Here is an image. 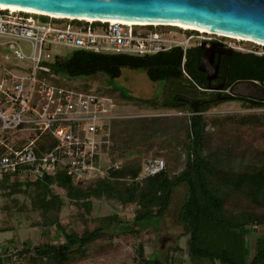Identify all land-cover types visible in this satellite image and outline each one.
Wrapping results in <instances>:
<instances>
[{"label": "trees", "instance_id": "16d2710c", "mask_svg": "<svg viewBox=\"0 0 264 264\" xmlns=\"http://www.w3.org/2000/svg\"><path fill=\"white\" fill-rule=\"evenodd\" d=\"M194 49L196 48L184 51L180 46H173L146 55L72 49L65 55L56 56L47 64L55 73L54 81L57 84L108 94L115 102L125 99L157 107L179 109L183 104L176 98L185 93L183 81H189V78L197 80L187 60L189 52ZM236 53L252 60L258 68L264 66V54ZM123 69L140 70L148 80L161 84L154 99L139 98L130 94L118 82ZM97 75L104 77L106 81L104 86L92 84V79ZM232 78L233 76L229 81ZM256 78L262 80L264 72ZM230 99L243 100L244 105L257 111L264 110V99L244 100L239 96H231ZM216 103L213 102L211 106ZM186 118L188 119L185 128L186 141L182 149L185 162L179 172L170 173L165 163L163 170L135 180L141 171L144 162L142 161L140 164L122 163L117 169L109 170L108 178L94 179L84 184L71 183L69 177L59 170L53 173L45 172L33 181H22L15 176L3 174L0 181L11 180L14 184L22 181L39 187L36 203L44 217L46 229L50 225L47 223L50 216L56 213L63 203V197L81 200L103 191L106 197L117 199L121 204L135 203L136 208L131 221L126 225H119L118 231L116 233L111 231V235L118 232L133 234L147 227L156 229L158 221L172 202L174 191L180 188L181 197L173 216L182 226V234L187 236L186 252L192 264H264V233L252 228L253 225L264 227V212H256L247 207L231 210L225 205L226 196L231 193L243 196L246 204L257 207L264 205V165L252 168L251 171L226 172L219 169L202 155L207 123L205 116L186 115ZM123 176L131 177L132 181L128 185H123L121 189L112 179ZM50 185L62 189L63 194L51 191ZM110 220L115 221L117 225L120 223L116 215L110 216ZM106 226L111 228V223ZM103 229L104 226L97 225L87 234L61 233L59 236L62 237L61 243H55L54 239L47 237V241L36 245H22L16 250V256L25 250H32L40 256L55 261L62 260L102 234ZM250 235L254 237L253 243L248 239ZM154 255L145 260V263L174 264L175 259L170 262L171 258ZM6 261H9L8 257L0 256V264Z\"/></svg>", "mask_w": 264, "mask_h": 264}, {"label": "built area", "instance_id": "2783aa9c", "mask_svg": "<svg viewBox=\"0 0 264 264\" xmlns=\"http://www.w3.org/2000/svg\"><path fill=\"white\" fill-rule=\"evenodd\" d=\"M205 39L243 52L264 53V46L251 41L174 25L128 24L0 7V177L33 181L59 170L71 183L84 184L108 178L109 170L121 164L109 155L116 102L108 94L57 84L47 64L64 55L53 51L55 47L146 55L173 46L185 49ZM240 42L252 46L243 47ZM255 83L264 88V78ZM164 167L162 158L148 157L135 180ZM17 249L0 248V256L14 261Z\"/></svg>", "mask_w": 264, "mask_h": 264}, {"label": "rangeland", "instance_id": "374dc122", "mask_svg": "<svg viewBox=\"0 0 264 264\" xmlns=\"http://www.w3.org/2000/svg\"><path fill=\"white\" fill-rule=\"evenodd\" d=\"M195 39L193 37L190 43L193 44ZM238 45L247 48L252 46L248 42H240ZM53 51L65 55L69 49L57 46ZM140 76L145 78L140 70L123 69L118 82L124 87H133L132 91L128 89L130 94L145 97L150 95L155 84L139 86L137 81ZM92 82L99 86L106 84L104 77L99 75ZM157 93L155 92V96ZM204 109L208 110V115L205 116L207 123L202 155L207 160L226 172L251 171L252 168L264 165V110L257 111L235 101L216 103ZM180 110L184 109L180 107L169 110L148 103L120 99L112 110L114 118L110 123L111 160L120 161L121 164H140L148 157L161 156L170 173L181 171L185 162L182 149L186 141L188 119L178 112ZM112 181L123 189V185H128L132 180L129 176H123L113 178ZM49 189L63 194V190L54 185H50ZM39 191L38 186L22 181L17 184L11 180L0 181V248L4 251L8 248L9 241L3 238H12L10 240L15 244L13 248H20L24 243L36 245L48 238L61 243V233L87 234L97 225L104 226L102 234L62 260L55 261L32 250H25L18 254L16 260L6 261L4 264H146L145 260L155 256L154 254L161 258H171L170 262L175 259L174 264H192L186 252L187 236L182 234V226L173 216L181 197L180 188L174 191L172 202L158 221L156 229L147 227L133 234L118 232L116 235H111V231L116 233L118 227L131 221L135 203L121 204L117 199L106 197L103 191L81 200L63 197V203L54 213L57 216L56 222L51 224V229H45L42 227L44 217L36 203ZM246 203L243 196L235 193L225 199L228 209L247 207L256 212H264V205L257 207ZM112 215L119 219L118 225L110 220ZM108 223H111V228L106 226ZM46 230L49 231L48 234ZM248 239L253 243V235Z\"/></svg>", "mask_w": 264, "mask_h": 264}, {"label": "water", "instance_id": "95a60500", "mask_svg": "<svg viewBox=\"0 0 264 264\" xmlns=\"http://www.w3.org/2000/svg\"><path fill=\"white\" fill-rule=\"evenodd\" d=\"M0 3L20 10L66 17L171 21L264 43V0H0ZM208 48L213 49L205 60ZM222 50L220 43L212 42L205 48L199 68L205 70L202 67L205 62L211 65L213 53ZM215 71L214 67L213 74L207 78L214 77ZM56 219L57 216L52 214L49 224L55 223Z\"/></svg>", "mask_w": 264, "mask_h": 264}, {"label": "flooded vegetation", "instance_id": "af4514ba", "mask_svg": "<svg viewBox=\"0 0 264 264\" xmlns=\"http://www.w3.org/2000/svg\"><path fill=\"white\" fill-rule=\"evenodd\" d=\"M212 42L220 43L223 50L221 52H214L211 65H203L202 67L205 69L203 70L199 68L201 57L205 48L209 47ZM202 45L204 47H202ZM189 48H196L189 52L187 60L188 66L192 68V72L194 76H196L198 82L193 78H189V81H183L185 93L178 95L176 98L178 102L183 104L182 108L184 110L178 111L179 113H183L184 115L206 116L208 115V110H205L204 108L211 106L213 102L223 103L235 101L243 103V100L230 99L231 96H239L244 100L264 99V88L255 83V81L258 80L256 76L264 72V66H259L258 68L254 65L252 60L248 58L246 59L236 53L246 52L226 46L222 41H209L206 39L202 40L199 44L182 49L185 51ZM227 49L230 51L227 53L224 52V50ZM214 67L216 68L215 76L208 79L207 76L213 74ZM232 76V80L229 81V78ZM137 82L139 86L141 85L144 87L146 85L151 86V84H155L154 88L150 90V95L139 98L152 100V97L155 96V92H158L161 87V84L148 80L146 76L145 78H141L140 76ZM125 88L128 92L133 89V87H131V89L128 87ZM187 100H191V102H188ZM169 110L175 109L169 108Z\"/></svg>", "mask_w": 264, "mask_h": 264}, {"label": "bare ground", "instance_id": "6f19581e", "mask_svg": "<svg viewBox=\"0 0 264 264\" xmlns=\"http://www.w3.org/2000/svg\"><path fill=\"white\" fill-rule=\"evenodd\" d=\"M0 7L17 9V7L10 6V5H5V4H1V3H0ZM48 14L59 16V14H54V13H48ZM85 18L86 19L108 20L110 22H122V23H128V24L129 23H137V24L154 23V24L174 25V26H178V27H181V28L195 29V30L203 32V33H215V34H217V36H224L225 35V37H228V38H231V39H235V40L251 41L253 43H257V44H260V45L264 46V43H261L259 41H255V40H252V39L244 38V37H241V36H237V35H234V34L207 31V30H203L201 28H195V27H191V26H188V25H185V24H182V23L171 22V21H130V20L125 21V20L107 19V18H93V17H85ZM212 49L213 48H208V50L206 51V53L204 55L205 60L208 59L209 53L212 51ZM204 65H207V62H205Z\"/></svg>", "mask_w": 264, "mask_h": 264}, {"label": "crops", "instance_id": "0c3cea01", "mask_svg": "<svg viewBox=\"0 0 264 264\" xmlns=\"http://www.w3.org/2000/svg\"><path fill=\"white\" fill-rule=\"evenodd\" d=\"M50 226H51V224L49 225L48 229H49V228L51 229ZM42 227L45 228V229L47 228L45 225L42 226ZM263 229H264V228H262V229L257 228V231L260 232V230H261V232H263ZM3 230H5V229H3ZM263 233H264V232H263ZM3 239L9 241V246H10V247H12L13 245H15V244H13V241L10 240V239H12V238H3ZM45 239H46V238H45ZM27 244H30V243L27 242V243H24L23 245H27Z\"/></svg>", "mask_w": 264, "mask_h": 264}]
</instances>
